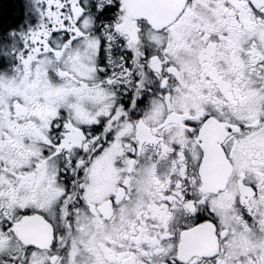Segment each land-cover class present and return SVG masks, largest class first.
<instances>
[{
    "label": "snow or ice",
    "instance_id": "obj_1",
    "mask_svg": "<svg viewBox=\"0 0 264 264\" xmlns=\"http://www.w3.org/2000/svg\"><path fill=\"white\" fill-rule=\"evenodd\" d=\"M20 5L0 264H264V0Z\"/></svg>",
    "mask_w": 264,
    "mask_h": 264
},
{
    "label": "trees",
    "instance_id": "obj_2",
    "mask_svg": "<svg viewBox=\"0 0 264 264\" xmlns=\"http://www.w3.org/2000/svg\"><path fill=\"white\" fill-rule=\"evenodd\" d=\"M14 10V0H0V23H5Z\"/></svg>",
    "mask_w": 264,
    "mask_h": 264
},
{
    "label": "flooded vegetation",
    "instance_id": "obj_3",
    "mask_svg": "<svg viewBox=\"0 0 264 264\" xmlns=\"http://www.w3.org/2000/svg\"><path fill=\"white\" fill-rule=\"evenodd\" d=\"M15 3V10L12 12L10 18L5 22V23H13L19 16L20 14V0H14Z\"/></svg>",
    "mask_w": 264,
    "mask_h": 264
}]
</instances>
